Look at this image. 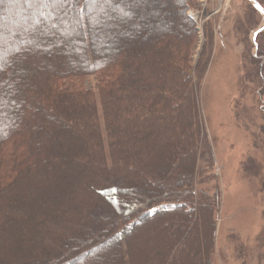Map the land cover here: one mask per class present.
Instances as JSON below:
<instances>
[{
    "label": "trees",
    "instance_id": "16d2710c",
    "mask_svg": "<svg viewBox=\"0 0 264 264\" xmlns=\"http://www.w3.org/2000/svg\"><path fill=\"white\" fill-rule=\"evenodd\" d=\"M102 2L4 3L0 264H103L98 251L104 264H216L222 197L205 187L216 174L197 98L207 65L196 78L212 53L197 67L188 0H110L91 14ZM256 44L262 99L264 32ZM92 76L96 91L84 90Z\"/></svg>",
    "mask_w": 264,
    "mask_h": 264
},
{
    "label": "rangeland",
    "instance_id": "374dc122",
    "mask_svg": "<svg viewBox=\"0 0 264 264\" xmlns=\"http://www.w3.org/2000/svg\"><path fill=\"white\" fill-rule=\"evenodd\" d=\"M5 1L0 0L1 40L9 34L4 26L9 19L4 15L7 13ZM188 1L191 4V0ZM259 1L264 5V0ZM102 6L105 9L91 14H106L112 4L102 2ZM211 22L213 46L209 47L210 36L208 39L207 35L205 45L195 50L193 59L197 67L203 54L208 58L212 53L214 60L204 63L196 78L198 81L207 65L200 83L198 81L197 98L204 131L213 151L212 170L216 174V180H210L205 187L219 184L222 197L217 214L215 260L216 264H264V96L261 99L262 79L258 77L261 71L252 60L257 54L252 33L263 26L264 17L253 10L247 0H231L228 12ZM96 84L92 76L82 82V87L96 91ZM198 155L196 171L205 165L201 146ZM162 158V154H158L152 163L159 164ZM179 172L176 166L171 173L174 176ZM84 206H91L82 209L88 211L85 216L98 213L93 210V204L85 202ZM91 224L83 230L82 236H92L91 229L95 226ZM66 239L67 236L61 237L59 241L65 244ZM142 240L144 238L137 239L138 244H146ZM94 258L96 263L107 261L103 251L94 253ZM84 261L80 258L73 264H84Z\"/></svg>",
    "mask_w": 264,
    "mask_h": 264
},
{
    "label": "built area",
    "instance_id": "2783aa9c",
    "mask_svg": "<svg viewBox=\"0 0 264 264\" xmlns=\"http://www.w3.org/2000/svg\"><path fill=\"white\" fill-rule=\"evenodd\" d=\"M229 9V0H195V6L189 8L188 14L195 21L198 35L204 38V25L217 16L226 14Z\"/></svg>",
    "mask_w": 264,
    "mask_h": 264
},
{
    "label": "snow or ice",
    "instance_id": "6c2138e0",
    "mask_svg": "<svg viewBox=\"0 0 264 264\" xmlns=\"http://www.w3.org/2000/svg\"><path fill=\"white\" fill-rule=\"evenodd\" d=\"M42 2L45 4V6H47L48 3H52L53 5L57 4V3H61L62 0H42ZM104 2H110V0H104ZM97 3V0H85V5L86 6H92L94 7Z\"/></svg>",
    "mask_w": 264,
    "mask_h": 264
},
{
    "label": "water",
    "instance_id": "95a60500",
    "mask_svg": "<svg viewBox=\"0 0 264 264\" xmlns=\"http://www.w3.org/2000/svg\"><path fill=\"white\" fill-rule=\"evenodd\" d=\"M250 1L255 5V8H256L257 10L262 11L261 6H260L258 3H256L255 0H250ZM262 12H263V11H262Z\"/></svg>",
    "mask_w": 264,
    "mask_h": 264
}]
</instances>
